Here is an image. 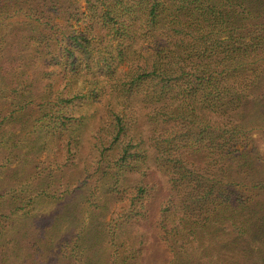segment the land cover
Returning a JSON list of instances; mask_svg holds the SVG:
<instances>
[{
    "label": "trees",
    "instance_id": "1",
    "mask_svg": "<svg viewBox=\"0 0 264 264\" xmlns=\"http://www.w3.org/2000/svg\"><path fill=\"white\" fill-rule=\"evenodd\" d=\"M0 14V142L30 139L0 189V264L22 247L23 264H213L223 244L224 264H252L264 0H0ZM36 196L83 213L61 238L63 204L2 240Z\"/></svg>",
    "mask_w": 264,
    "mask_h": 264
},
{
    "label": "rangeland",
    "instance_id": "2",
    "mask_svg": "<svg viewBox=\"0 0 264 264\" xmlns=\"http://www.w3.org/2000/svg\"><path fill=\"white\" fill-rule=\"evenodd\" d=\"M1 15L2 14H0V21H1ZM11 19H13V18H6V20H11ZM77 85H78L77 82L74 81L72 84V87H76ZM255 116L257 117V121L253 122L254 127L251 130V133H252V136L254 137V139L257 140L258 145H259V149L264 152V106L260 107L259 112L257 110ZM6 127H9V126H6ZM18 127H19V125H18ZM86 130L88 131V128ZM9 132H10V130L7 129L6 133H9ZM24 132H25V128H23V129L17 128L16 133L19 135V137H18L19 140H17V138L15 139V137L12 136V137L8 138L6 142L5 141L3 143L0 142V160L3 162V166L0 165V189H2L4 187L7 189L10 185V180L8 178L6 179L4 177V174L6 175V171L8 170L7 168H11L14 166L13 163H15V162H13V161H16V160L22 161V163H21L22 166L17 170L18 175L24 171V168L26 169V166L28 167L27 161L24 159V157H25L24 153L29 148L30 139L28 138L27 135L24 134ZM2 134L3 133H0V139L2 137ZM7 150L9 152V155H12L11 163H9V164H7V161L4 159V156H5V153L7 152ZM15 150L17 151V154H14ZM15 155L17 157H15ZM79 200L80 199L77 197H70V198L65 199L64 201L59 202V201H57L51 197H48V196H45V197L36 196L34 198V200L32 201V204L30 206V208H32V215H30L28 217H25V215H22V214L18 215V213H15L12 216L9 215V219L6 220V223L9 221L10 226L3 232L2 240L5 241L6 238L7 239L12 238V236L15 234V231H16L15 228H17V226H20V225L22 226L24 224V221H28L29 219H37L39 217L48 215L52 211H55L57 209V205H60V204H63L60 207V211L63 212L64 222H63L62 226L60 225L57 233H58V238L63 237V235L69 231V228L67 227L68 222L71 223L75 220L76 216L78 217L77 214H78L79 210H80L81 214L83 213V208L80 209L78 207ZM263 201H264V199H263ZM10 219L12 221V224L10 222ZM259 239L260 238H259L258 234H256V236L254 235V237L252 238V242H253L254 246L256 245V247H257L256 249L254 247L255 253L257 255L253 252L254 253V259H253L252 264H258L261 261L259 259V257H261V255H262L261 250H262V247L264 248V245L262 246L260 244ZM59 240L60 239L56 238L55 241H59ZM223 245L224 246L218 247V249H220V250H218V252H219L218 257H217L218 260H216V261L213 260V262H214L213 264H216V263L217 264H219V263L224 264L223 260H226L225 263H227L228 259L230 257H232V253L228 254L226 252V250L227 249L231 250L234 248L230 249L229 244L228 245L223 244ZM221 247L225 248V250L221 249ZM56 249H57V244L53 245L51 248V251L48 252V256H47L48 259L53 258L55 256ZM221 250L223 252H220ZM26 252H27L26 247H22L21 249H19L18 252L12 251L7 256L6 264H23V260L26 257ZM153 262L155 264L157 262L162 263V258L158 257ZM45 264H54V263H52L51 261L48 260ZM204 264H212V263H210V261L206 260V261H204Z\"/></svg>",
    "mask_w": 264,
    "mask_h": 264
}]
</instances>
